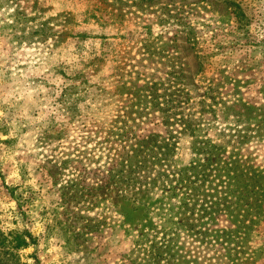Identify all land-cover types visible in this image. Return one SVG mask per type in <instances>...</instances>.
<instances>
[{
  "label": "rangeland",
  "instance_id": "rangeland-1",
  "mask_svg": "<svg viewBox=\"0 0 264 264\" xmlns=\"http://www.w3.org/2000/svg\"><path fill=\"white\" fill-rule=\"evenodd\" d=\"M152 83L195 134L157 110L127 121L152 112ZM168 129L178 167L225 142L213 175L228 172L229 201L101 196L110 148ZM13 230L32 235L13 264H264V0H0V234Z\"/></svg>",
  "mask_w": 264,
  "mask_h": 264
},
{
  "label": "trees",
  "instance_id": "trees-1",
  "mask_svg": "<svg viewBox=\"0 0 264 264\" xmlns=\"http://www.w3.org/2000/svg\"><path fill=\"white\" fill-rule=\"evenodd\" d=\"M159 86L161 85L152 83L148 86V89L145 88L149 92L147 96L149 98H145L144 102H148L152 112L147 113L143 105L138 106L140 110L137 109L136 111L130 112L127 115V121L133 122L134 124L136 121L143 122V118L146 120L156 119L158 117L155 116V110H157L160 113V117L156 120L164 128H169L173 123L176 124L180 121L183 124V131H186L185 133H189V135L195 134V127L190 125L191 119H176L175 116L177 113L171 106L170 98H165L163 102H159L158 99L161 96L157 92V90L161 89ZM162 90L167 91L168 88H162ZM136 125L139 124L136 123ZM173 132L174 130L168 129L166 131L168 136L162 140L133 136V141L124 139L125 144L121 147L110 148L108 152L113 150L114 153L112 156L107 153L108 156L105 162L108 164L106 170L108 175L104 176V179L107 178L108 182L103 180L96 188L103 190L101 196L108 192H116V194L127 192L128 194H132L135 200L141 201L139 199L140 196L152 192L157 186L160 189L162 188L163 191L165 190V192L170 193V196H176L175 192L177 190L184 189L185 191L181 193L182 195L178 200L180 202V210H187L189 207H193V212L195 210V204L199 202L209 207V204H213L214 202H220L221 205H224L229 201L228 194L224 191L229 184L228 172L225 174L219 173L217 176L213 175L214 171L224 170L228 162L223 159L226 158L224 157L225 142L220 145L210 146L209 151L212 152L208 153L207 157L192 159L185 166L178 167L174 163L175 160L173 157V154L178 148V140L173 135ZM125 133L127 135L129 132ZM91 134L88 132L83 135V141L88 142L91 139ZM130 135H132V132ZM196 144L198 143H195L194 149L201 150V147H197L198 145ZM234 163L236 164L237 161ZM238 170L239 168L234 171L235 176L233 175L232 180H239L237 187L241 189L243 187L242 183H240L242 174L237 172ZM213 184L215 185L211 187ZM209 187H211L212 191H216V193L222 191L221 196L214 195L213 199H217V201H212L211 199H209V202L207 201L205 188ZM235 198L237 202L242 199L240 195H237ZM91 200L89 198L90 202ZM199 211H203L206 214L205 208H200ZM198 216L201 218L208 217V215L203 214H198ZM208 219L210 220V218ZM181 229L182 227L179 226V232ZM172 234L176 236L178 233L175 232ZM166 236L167 241L172 239L170 238L171 236L173 237L171 232L167 233ZM173 238L175 239V237ZM30 240H32V235L27 230H13L6 235L0 234V264L15 263L17 250L26 247ZM3 244H6V246Z\"/></svg>",
  "mask_w": 264,
  "mask_h": 264
}]
</instances>
